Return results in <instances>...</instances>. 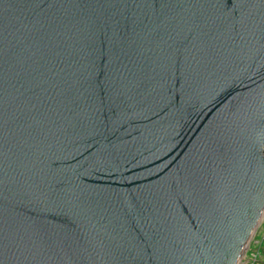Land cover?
Returning <instances> with one entry per match:
<instances>
[{
  "label": "water",
  "instance_id": "1",
  "mask_svg": "<svg viewBox=\"0 0 264 264\" xmlns=\"http://www.w3.org/2000/svg\"><path fill=\"white\" fill-rule=\"evenodd\" d=\"M264 213V0H0V264H238Z\"/></svg>",
  "mask_w": 264,
  "mask_h": 264
},
{
  "label": "rangeland",
  "instance_id": "2",
  "mask_svg": "<svg viewBox=\"0 0 264 264\" xmlns=\"http://www.w3.org/2000/svg\"><path fill=\"white\" fill-rule=\"evenodd\" d=\"M262 232H264V213L256 231L254 232V235L249 243L247 250L243 254V257L241 258L238 264H254V262L252 261L253 258L252 254L254 252L252 248L257 247L260 243L262 244L264 243V241L261 240Z\"/></svg>",
  "mask_w": 264,
  "mask_h": 264
},
{
  "label": "trees",
  "instance_id": "3",
  "mask_svg": "<svg viewBox=\"0 0 264 264\" xmlns=\"http://www.w3.org/2000/svg\"><path fill=\"white\" fill-rule=\"evenodd\" d=\"M262 248H264V243H260L257 247H253V251H260ZM254 264H264V257H261L259 259L255 258L254 259Z\"/></svg>",
  "mask_w": 264,
  "mask_h": 264
},
{
  "label": "clouds",
  "instance_id": "4",
  "mask_svg": "<svg viewBox=\"0 0 264 264\" xmlns=\"http://www.w3.org/2000/svg\"><path fill=\"white\" fill-rule=\"evenodd\" d=\"M261 240L264 241V232L261 233ZM257 259L264 257V248L260 251H254L253 254Z\"/></svg>",
  "mask_w": 264,
  "mask_h": 264
},
{
  "label": "built area",
  "instance_id": "5",
  "mask_svg": "<svg viewBox=\"0 0 264 264\" xmlns=\"http://www.w3.org/2000/svg\"><path fill=\"white\" fill-rule=\"evenodd\" d=\"M253 256V258H252V261H254V259L256 258L254 255H252Z\"/></svg>",
  "mask_w": 264,
  "mask_h": 264
}]
</instances>
